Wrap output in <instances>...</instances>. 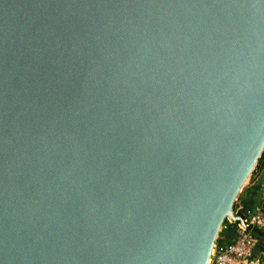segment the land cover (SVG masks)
<instances>
[{"label":"water","instance_id":"95a60500","mask_svg":"<svg viewBox=\"0 0 264 264\" xmlns=\"http://www.w3.org/2000/svg\"><path fill=\"white\" fill-rule=\"evenodd\" d=\"M264 159V0H0V264H208Z\"/></svg>","mask_w":264,"mask_h":264},{"label":"built area","instance_id":"2783aa9c","mask_svg":"<svg viewBox=\"0 0 264 264\" xmlns=\"http://www.w3.org/2000/svg\"><path fill=\"white\" fill-rule=\"evenodd\" d=\"M253 182L261 181L263 189L262 202L258 208L251 210L244 204L236 201L234 210L240 212L245 225L224 220L218 236L215 240L208 264H264V250L257 251L260 243L255 230L264 232V159L261 161L258 171L252 178ZM230 229L233 237L227 242H220L222 234Z\"/></svg>","mask_w":264,"mask_h":264},{"label":"rangeland","instance_id":"374dc122","mask_svg":"<svg viewBox=\"0 0 264 264\" xmlns=\"http://www.w3.org/2000/svg\"><path fill=\"white\" fill-rule=\"evenodd\" d=\"M262 193L263 189L261 187V181L253 182V179H249L247 182H245L240 193L238 194L237 203H244L246 208L254 210L258 208L262 202ZM228 233L230 236H232L234 232L232 229H230Z\"/></svg>","mask_w":264,"mask_h":264},{"label":"crops","instance_id":"0c3cea01","mask_svg":"<svg viewBox=\"0 0 264 264\" xmlns=\"http://www.w3.org/2000/svg\"><path fill=\"white\" fill-rule=\"evenodd\" d=\"M244 204V203H243ZM255 234L259 237L260 243L257 247V251L264 250V232L260 230H255ZM230 237L232 239L233 235L230 236L228 231L222 235V238H220V242H227L230 240Z\"/></svg>","mask_w":264,"mask_h":264}]
</instances>
